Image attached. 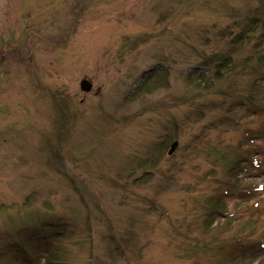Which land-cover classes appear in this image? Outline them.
<instances>
[{
  "label": "rangeland",
  "instance_id": "obj_1",
  "mask_svg": "<svg viewBox=\"0 0 264 264\" xmlns=\"http://www.w3.org/2000/svg\"><path fill=\"white\" fill-rule=\"evenodd\" d=\"M258 21L264 0H0V264H264V77L214 79L264 54ZM208 208L230 225L203 235Z\"/></svg>",
  "mask_w": 264,
  "mask_h": 264
},
{
  "label": "trees",
  "instance_id": "obj_2",
  "mask_svg": "<svg viewBox=\"0 0 264 264\" xmlns=\"http://www.w3.org/2000/svg\"><path fill=\"white\" fill-rule=\"evenodd\" d=\"M259 23H263L261 24L262 25V28L264 29V22L263 21H258ZM250 23V26L252 25L251 23H254L251 19V22ZM257 25H255V28H256ZM258 30V29H257ZM248 32L247 30L243 29V32L239 35H236L235 37H233L232 39V42L233 43H237L238 40L242 37V34ZM241 43V42H240ZM254 49H257V48H254ZM221 57V56H220ZM254 58L256 60L252 61L253 59L252 58H244L242 59V61L236 63L234 58H232L231 56L229 57H226L224 56L223 58L221 57V59L219 61H222L221 63H218L216 65H214V72L215 75H214V79H221L220 75H219V70L222 68V66L224 67V70L226 71H237L242 73H240V75L243 76H246V75H249V76H252L254 77V81L256 80L257 81V78H262L264 77V54H260V53H255L254 54ZM222 70V69H221ZM219 71V72H218ZM190 75V74H189ZM144 80H148V79H144ZM188 80H189V83L195 85V86H199L200 84H204V88H209L210 87V82L208 81V79L206 77H203V75L201 74H198L196 76H188ZM252 97L249 98V100L252 101ZM231 169H234L233 167H230ZM221 202V200L219 201V203ZM216 203V202H214ZM218 203V204H219ZM202 209V207H201ZM215 211L213 210H207V212H204L203 213V219H202V226H201V232L203 235H208L207 232H203L202 230L205 228V229H218L219 228L221 229L222 226L223 227H228V224H215L213 227L211 226V218L212 217L213 219H215ZM225 225V226H224ZM230 225V224H229ZM32 232V231H31ZM209 233V232H208ZM34 234V233H33ZM221 234L222 231H221ZM37 235V234H36ZM35 234L33 236H36ZM45 237L46 235H40V238H38L37 236L34 237V238H37L38 241L36 243L37 245L39 244H45ZM213 242L215 241L214 239H212ZM240 241L239 238H237L236 241ZM228 241H223L222 244H218V245H214V243H210V244H205V247H207L209 249V252L210 253H223L225 252L224 249H225V246L227 244ZM31 251H33V247H31V249L27 250L26 253H27V257H29V255H31ZM44 255L41 257L43 258L42 260V263H37V264H56V258H57V253H54L53 252V249H48L46 248L44 251ZM226 253V252H225ZM227 261H235V262H238V257L235 256V255H232V252L230 253H226V256L223 257V260H221L218 264H227L226 262Z\"/></svg>",
  "mask_w": 264,
  "mask_h": 264
},
{
  "label": "flooded vegetation",
  "instance_id": "obj_3",
  "mask_svg": "<svg viewBox=\"0 0 264 264\" xmlns=\"http://www.w3.org/2000/svg\"><path fill=\"white\" fill-rule=\"evenodd\" d=\"M0 36L5 37L7 41L2 45V48H0V92L2 90L4 92V84H7V88L10 89L13 79H11V75L13 73V69L15 66L16 62V49H15V43L11 38V32H10V27H7V30H1L0 31ZM29 45H26V50H21L18 53V57L20 58L21 63L25 62V56L23 54H27L28 52V62L32 64V56L29 54L31 49L29 48ZM4 66L6 69H3ZM2 87V88H1ZM13 90V89H12ZM2 106H7V109L12 106L11 103H5L3 102ZM1 123H5V121H2ZM14 129V120L8 119L6 124H3L0 126V133H7L9 134L12 130ZM1 135V134H0ZM4 142L6 140L4 139Z\"/></svg>",
  "mask_w": 264,
  "mask_h": 264
},
{
  "label": "water",
  "instance_id": "obj_4",
  "mask_svg": "<svg viewBox=\"0 0 264 264\" xmlns=\"http://www.w3.org/2000/svg\"><path fill=\"white\" fill-rule=\"evenodd\" d=\"M91 83L85 79L81 80L80 83H79V89L80 91L84 92V93H88L91 91ZM177 144L176 142H173L170 146V149L168 151V155H171L172 152L175 150Z\"/></svg>",
  "mask_w": 264,
  "mask_h": 264
}]
</instances>
